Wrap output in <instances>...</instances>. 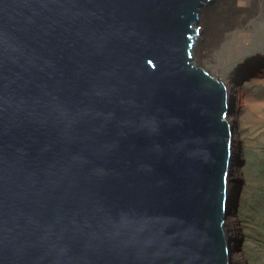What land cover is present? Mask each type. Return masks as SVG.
Here are the masks:
<instances>
[{
    "label": "water",
    "instance_id": "water-1",
    "mask_svg": "<svg viewBox=\"0 0 264 264\" xmlns=\"http://www.w3.org/2000/svg\"><path fill=\"white\" fill-rule=\"evenodd\" d=\"M205 2L0 0V264H229Z\"/></svg>",
    "mask_w": 264,
    "mask_h": 264
},
{
    "label": "rangeland",
    "instance_id": "rangeland-1",
    "mask_svg": "<svg viewBox=\"0 0 264 264\" xmlns=\"http://www.w3.org/2000/svg\"><path fill=\"white\" fill-rule=\"evenodd\" d=\"M245 26L247 31L243 33L231 29L224 32V40L211 50L210 58L200 67L209 73L220 69L217 77L228 84L239 80V90L244 92L240 105L245 107L242 123L247 131V142L239 146L242 179L239 186L234 182L229 185L230 190L237 188L234 205L238 219L236 253L242 256V264H264V116L260 114V110L264 112V10L256 15V19H247ZM228 39L241 41L242 49L236 55L228 53L227 66L220 68ZM252 67L255 69L250 73ZM235 98L232 97V101ZM235 263L238 264L239 260Z\"/></svg>",
    "mask_w": 264,
    "mask_h": 264
},
{
    "label": "bare ground",
    "instance_id": "bare-ground-1",
    "mask_svg": "<svg viewBox=\"0 0 264 264\" xmlns=\"http://www.w3.org/2000/svg\"><path fill=\"white\" fill-rule=\"evenodd\" d=\"M262 10H264V0H210L208 3L205 2L204 5L199 8L198 20L195 24V27L199 28L195 36L196 38L192 50V61L194 64L196 66H201V63L206 62L207 59L210 58L211 50L217 48L224 40V32H228L230 29L238 30L240 33L247 31L245 26L246 20L256 19V15L258 16ZM243 41H246V39ZM240 43L241 41H232L228 39L227 52L220 61V68L227 66L229 62L228 53L233 52L236 55L239 49H242ZM254 67H252L250 73L254 71ZM219 70L220 69L217 68L215 72L210 74L224 83L226 101L229 100V103L227 102V109L228 113H230L228 117L229 129L233 135L231 143L233 145L232 147H234V149L231 147V152H233V154H231V164L233 163V165L229 167V176L227 179L230 186L231 182L239 186V182L242 179L240 174L242 154L239 146L247 142V131L242 123V114L245 111V107L240 105L244 92L239 90V80L228 84L223 81L222 78L217 77ZM234 96L236 98L232 101V97L234 98ZM259 100L256 102H259ZM260 114L264 116V112L261 110ZM236 189V187H232V189L229 190L228 195L230 196L226 215L229 264H234L236 260H239L238 264H242V256L236 253L238 232V219L234 212L235 199L237 196Z\"/></svg>",
    "mask_w": 264,
    "mask_h": 264
}]
</instances>
